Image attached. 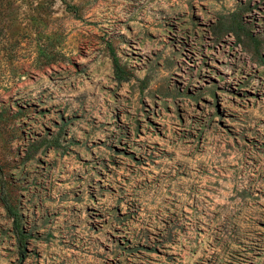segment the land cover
<instances>
[{
    "label": "rangeland",
    "instance_id": "1",
    "mask_svg": "<svg viewBox=\"0 0 264 264\" xmlns=\"http://www.w3.org/2000/svg\"><path fill=\"white\" fill-rule=\"evenodd\" d=\"M0 264H264V0H0Z\"/></svg>",
    "mask_w": 264,
    "mask_h": 264
},
{
    "label": "trees",
    "instance_id": "2",
    "mask_svg": "<svg viewBox=\"0 0 264 264\" xmlns=\"http://www.w3.org/2000/svg\"><path fill=\"white\" fill-rule=\"evenodd\" d=\"M111 59L113 63L114 75L118 80H124L127 78L128 73L121 67L119 64L118 56L111 51ZM10 214L13 217L14 229L16 233L17 243L20 250L21 257L25 254L26 251V236L24 237L20 230H18L16 214L15 211L8 207Z\"/></svg>",
    "mask_w": 264,
    "mask_h": 264
},
{
    "label": "crops",
    "instance_id": "3",
    "mask_svg": "<svg viewBox=\"0 0 264 264\" xmlns=\"http://www.w3.org/2000/svg\"><path fill=\"white\" fill-rule=\"evenodd\" d=\"M113 64V63H112ZM113 71H114V69H113ZM128 76V75H127ZM114 78L116 79V77H115V75H114ZM128 78V77H127ZM126 78V79H127ZM126 79H124V80H126ZM116 80H118V79H116ZM123 80V81H124ZM118 81H122V80H118ZM8 207L10 208V205H7L6 204V208H7V210H8ZM13 210V209H12ZM8 212H9V210H8ZM10 213V212H9ZM17 215V214H16ZM18 217H16V221H17V226H18V230H20V232L22 233V235L25 237L26 236V239L29 237V235L28 234H26L22 229H21V227L19 226V221H18V219H17ZM26 251H27V247H26ZM26 251H25V254H26ZM25 254L21 257L22 259H25Z\"/></svg>",
    "mask_w": 264,
    "mask_h": 264
}]
</instances>
